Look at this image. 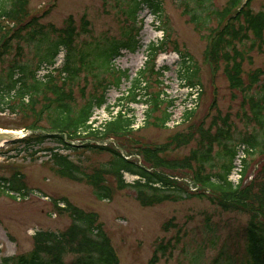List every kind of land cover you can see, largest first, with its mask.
I'll use <instances>...</instances> for the list:
<instances>
[{"label": "rangeland", "instance_id": "374dc122", "mask_svg": "<svg viewBox=\"0 0 264 264\" xmlns=\"http://www.w3.org/2000/svg\"><path fill=\"white\" fill-rule=\"evenodd\" d=\"M26 1L29 20L40 17L37 26L31 30L35 34L31 38L26 31L23 35L25 40L11 41V52L0 62V82L7 83L8 70L14 66H25L31 71L36 68L42 60H38V52L45 48L36 43L37 40L46 37L49 42H55L64 35L59 31L72 29L75 56L79 58L77 77L65 86L66 95L72 98L68 102L80 109L93 95L102 94L98 84L101 83L107 88L106 103L101 109L94 110L92 128L99 129L118 113L134 119L133 132L121 141L97 142L91 139L76 141L75 146L86 143L108 146L123 155L126 153L120 145L127 146L134 154L130 160L143 166L138 146L156 147L162 150L161 157L170 161L179 160L193 151L198 156L205 153L204 146L200 144L202 131H209L211 135L223 131L220 141L213 145L210 160L204 157L202 170L212 177V183H216L218 176L224 172L226 149H235L251 135L260 133V128L250 121L248 95L230 88L224 63H220L214 75L205 60L210 35L219 26L217 14L234 0ZM156 5L158 10L154 11ZM250 8L254 14L264 13V0H251ZM193 18L199 19L198 22ZM85 22H88L87 27ZM14 24L0 22V26L6 27L3 37L10 29L17 28ZM249 38L236 45L244 59L241 78L245 84L253 73L264 72V43L259 51L250 34ZM134 46V51H129ZM118 47L121 49L120 56L113 61V74H110L108 61ZM156 48L161 50L153 60L151 55ZM46 49L51 53L54 45L48 44ZM69 53L68 48L62 46L54 67L39 70L38 80L45 79L49 72L57 77ZM49 55L44 54V57ZM185 66L190 67V72H196L195 86L202 89L197 106L198 90H191L186 84ZM122 73H126L127 78L118 89L113 88L114 80ZM263 78L264 74L259 76V84ZM137 79H142L141 88H147L148 96L160 95L159 111L147 123L148 105L141 102L142 99L136 102L123 100L128 97ZM55 83L62 85L58 79ZM258 88L249 95L255 94ZM42 98L43 95L38 99L35 111L40 110ZM18 104L16 99L8 102L4 98L0 107V130L25 136V131L34 126L49 129L46 119L37 121L36 116L21 110ZM10 107H14L15 111L12 112ZM188 109H195V113L184 122ZM164 112L170 114L171 119L165 128H158L156 120ZM191 134L189 143L174 148V138ZM50 150L66 158V164L77 169L78 181L61 174L50 158ZM242 152V149L239 150L237 159L233 158L232 167H239ZM112 158L105 152L65 150L53 141H46L40 146L7 144L1 148L0 180H15L16 176H20L27 196L21 194L19 199L18 193L0 195V263L9 258L29 256L35 247V236L39 233L63 235L66 246L70 248L68 239L72 212H58L55 208L57 203H69L83 216H90L95 221L94 230H98V235L92 238L104 237L109 241L117 264H223L228 261L249 264L245 230L252 216V207L240 209L236 206L224 210L218 205L219 195L210 192H206L204 198H183L177 202L143 207L137 199L136 189H120L114 175L105 176L104 181L110 189L111 198L97 200L92 187L83 179L99 169H106ZM246 159L248 185L264 164V153L256 149L249 152ZM66 167L63 164V169ZM198 170V166L194 165L193 172ZM154 172L163 173L191 193L196 190L195 186L193 189L190 172L159 169ZM237 173L236 168L228 181L235 188ZM123 180L132 186L139 178L124 174ZM76 258L69 252L62 258V263L71 264Z\"/></svg>", "mask_w": 264, "mask_h": 264}, {"label": "trees", "instance_id": "16d2710c", "mask_svg": "<svg viewBox=\"0 0 264 264\" xmlns=\"http://www.w3.org/2000/svg\"><path fill=\"white\" fill-rule=\"evenodd\" d=\"M26 0H0V22L5 21L15 23L17 28L10 29L6 32V27L0 26V62L4 56H8L11 52V41L23 40L26 34L33 38L35 31H31L37 26L38 19L36 17L28 18ZM251 0L241 6V0L230 2L229 6L218 13L219 26L212 31L209 42L207 44V53L205 60L211 66L215 75L219 69L221 62L224 63V72L226 73L230 88L240 91L246 96V100L250 106V121L258 128L260 133L251 135L249 140L242 141L240 145L249 146L250 153L259 149L264 153V78L259 84V76L264 72L257 71L253 73L245 84L242 80V65L243 56L237 51L236 45L242 44L244 41L250 40L249 34L258 44V50L264 43V13L254 14L250 8ZM158 10V6H154V11ZM196 22L198 20L193 18ZM243 20V22H241ZM205 23V22H203ZM88 26V22L84 23ZM42 29V27H38ZM67 32V33H66ZM55 42H49L46 37L39 39L36 43L45 48L39 53L41 60L36 64L34 70H30L25 66H14L8 70L7 83L0 82V107L6 101H16L21 110L29 111L37 121L44 120L48 122L49 129L32 127L28 130L32 131L31 136L18 140L12 144H23L28 146H40L46 141H53L62 146L65 150L79 151L86 150L90 152H105L113 158L106 169H99L90 176H86L83 180L92 187L97 200H108L111 198L110 189L104 184L105 176L114 175L117 178V184L120 189L134 188L138 193V200L143 207H153L165 202H177L183 198L206 197V192L219 195L220 200L218 205L224 210H230L236 206L240 209L252 207V216L245 230L247 239L246 252L250 257L249 264H264V164L261 166L256 178L245 186L234 188L228 178L232 172V162L235 155V149H226L224 154L225 163L223 164V174L219 175V181L212 183V177L205 175L203 170L204 157L209 161L210 153L213 145L220 141L222 132L216 135H211L209 131H202L200 134L202 146H204L203 155L198 156V153L193 151L190 155L179 160H167L161 157L162 150L148 145L138 146L142 165L138 162L127 160L119 151L109 147H100L93 144H86L79 149L72 146L71 143L81 140H96V141H121L127 135L133 132L134 119H128L122 113H118L112 121L104 123L99 129L92 128L93 112L95 109H101L105 103V93L107 88L99 84L101 95H93L85 105L80 109L74 108L70 95H66L65 86L69 80H74L77 77L78 58L75 56L76 49L73 47L74 30L70 29ZM3 38V39H2ZM25 40V39H24ZM41 42V43H40ZM53 44L54 49L51 53L47 52V45ZM64 46L70 51L65 59V63L57 72V77H54L51 72L47 74L42 81L38 80L37 73L39 70L52 68L55 65V59L60 48ZM38 46V50H40ZM46 49V50H45ZM135 46L129 50L134 51ZM253 49V47H252ZM161 49H153L151 58L155 60ZM121 49L118 47L112 56L109 58L108 65L110 74L112 73V63L120 56ZM48 56L44 57V54ZM41 54V55H40ZM41 56V57H40ZM184 59V57H182ZM186 84L190 88H195L196 79L195 73L190 72V67L185 66ZM95 78L98 79L97 76ZM127 78L126 73H122L116 77L113 82V88L118 89L122 81ZM58 79L62 85L55 83ZM142 79H137L131 89L130 94L125 97L126 101L136 102L137 99H142L141 102L148 105L145 122L147 123L151 116L159 111L160 95L148 96L145 87L141 88ZM256 87H259L257 92L249 95ZM43 95L42 105L39 111H35L39 104L38 99ZM142 97V98H141ZM27 99V100H26ZM139 99V100H140ZM244 102V101H243ZM14 112V107H10ZM1 110V109H0ZM195 113V109L188 110L184 115V122L189 121ZM171 115L164 112L160 119H157L155 124L158 128H165L170 121ZM225 121V120H224ZM36 132H39L36 134ZM83 134V135H82ZM192 136L180 137L173 140L174 148L182 147L192 140ZM127 156H134L127 146L120 145ZM51 160L61 171V174L70 177L72 180L78 181V171L76 168L66 164L67 159L54 153L50 150ZM208 156V157H207ZM63 164L67 165L63 169ZM197 165L199 170L193 172V166ZM244 175L247 173V163L244 165ZM156 169L163 171H187L190 172L192 183L199 188L198 192L191 193L186 188L181 187L177 182L170 180L163 173L154 172ZM154 170V171H153ZM124 174L138 177L132 186H129L123 180ZM19 183V184H17ZM158 186V187H157ZM25 185L20 176H16L15 180H0V195H11L14 193H26ZM168 192H165V191ZM13 196V195H11ZM58 212H72V225L68 242L70 248L64 242V236H57L51 233H39L35 236L34 250L27 257L5 259L0 264H63L62 258L65 254L71 252L77 256L71 264H117L115 255L110 247L109 241L104 237L93 239L98 235V230L95 231V221L90 216H83L69 203H66L64 209L57 208ZM72 245L76 247L73 248ZM72 247V249H71ZM70 249V250H69ZM155 261L153 259L152 263ZM223 264H233L231 261Z\"/></svg>", "mask_w": 264, "mask_h": 264}, {"label": "water", "instance_id": "95a60500", "mask_svg": "<svg viewBox=\"0 0 264 264\" xmlns=\"http://www.w3.org/2000/svg\"><path fill=\"white\" fill-rule=\"evenodd\" d=\"M17 139V135L13 132L0 130V149L6 144L12 143Z\"/></svg>", "mask_w": 264, "mask_h": 264}, {"label": "built area", "instance_id": "2783aa9c", "mask_svg": "<svg viewBox=\"0 0 264 264\" xmlns=\"http://www.w3.org/2000/svg\"><path fill=\"white\" fill-rule=\"evenodd\" d=\"M238 169V173H237V177H238V179L240 178V173H241V165H239V167H235V169ZM238 182V180L236 181V183Z\"/></svg>", "mask_w": 264, "mask_h": 264}]
</instances>
